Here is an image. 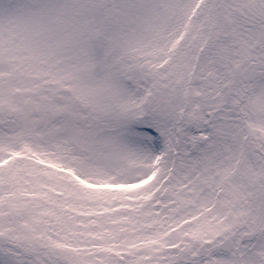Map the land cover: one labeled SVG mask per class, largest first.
<instances>
[{"label":"snow or ice","instance_id":"1","mask_svg":"<svg viewBox=\"0 0 264 264\" xmlns=\"http://www.w3.org/2000/svg\"><path fill=\"white\" fill-rule=\"evenodd\" d=\"M0 264H264V0H0Z\"/></svg>","mask_w":264,"mask_h":264}]
</instances>
